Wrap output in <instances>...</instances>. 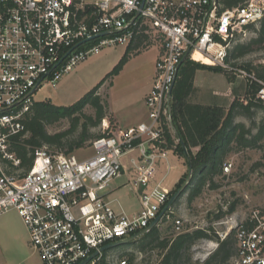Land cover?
<instances>
[{"label": "built area", "instance_id": "obj_1", "mask_svg": "<svg viewBox=\"0 0 264 264\" xmlns=\"http://www.w3.org/2000/svg\"><path fill=\"white\" fill-rule=\"evenodd\" d=\"M255 2L225 9L221 0H146L144 6L143 0H0V154L14 168L21 162L10 152L11 138L25 132L34 95L44 85L55 89L64 75L105 48L133 47L141 39L162 50L146 98L147 123L126 131L118 124L111 136L91 143L95 154L83 161L42 148L25 174H8L0 164V218L18 214L43 264H82L97 252L87 264L104 258L128 264L112 255L115 248L101 249L148 230L170 202L164 180L152 181L158 162L168 159L163 145L164 124L172 122L169 94L186 56L199 54L256 83V101L264 105V81L227 62L244 27L264 16L254 15ZM134 154L130 182L147 190L139 195L140 211L128 214L105 194ZM232 167L226 163L225 173ZM170 213L172 208L162 220ZM175 224L180 231L181 220ZM235 239L229 264H264V208L249 213Z\"/></svg>", "mask_w": 264, "mask_h": 264}, {"label": "trees", "instance_id": "obj_2", "mask_svg": "<svg viewBox=\"0 0 264 264\" xmlns=\"http://www.w3.org/2000/svg\"><path fill=\"white\" fill-rule=\"evenodd\" d=\"M221 1L225 9H235L245 7L250 0ZM244 30L251 31L255 34V37L247 43H237L229 52L228 64H232V61L240 60L251 53L264 51V16L258 22L245 26ZM142 42L140 39L135 46L128 47L125 57L110 73L109 77L118 75L121 72L132 52L140 53L137 50L141 49ZM232 66L236 69L245 70L257 79L264 81V64L253 66L249 63L237 67L238 65L234 63ZM205 70L219 72L226 77L228 82H232L229 74L224 69L209 64L201 55L196 54L193 58H187L181 66L170 102L172 122H165L164 124V140L166 143L163 147L173 150L181 157H185L182 145L178 142L179 136L185 143L191 157L194 171L190 184L184 192V194L188 193L190 203L202 194L207 185L216 188L214 179L223 175V166L230 153L246 148L258 149L264 138V124L254 134L250 127H247L244 123L236 122V117L239 114L251 118L254 110L264 109V105L256 101L259 86L256 83L250 84L247 79V103L235 99L228 108L226 105L216 103L202 104L197 101L200 88L196 85V74L198 71ZM105 82L106 80L70 107L54 105L50 100L36 102L25 120V132L11 138L10 141V152L16 155L21 165L19 168H14L11 161L3 159L0 154V164L4 171L8 174L21 170H24L23 174L29 172L33 166L36 153L46 145L55 147L57 151L54 153L56 154H74L76 149H82L90 139L95 140V138L102 137L97 138L88 135V132L91 127H99L104 119L112 125V127L108 126L109 124L107 125L106 130L109 133L104 136H111L113 131L118 128V121L113 114L106 115L105 106L98 94ZM87 107H92L96 111L95 117L85 114ZM61 120H68L71 124L70 129L53 135L49 134L46 127ZM172 124L177 133L175 136ZM80 127L82 131L79 137L76 140L71 139L77 134ZM66 147L67 150L64 152L63 150ZM195 149H198V151H195ZM234 212L235 207H231L226 215ZM218 218L221 219L222 217ZM235 234L236 230H233L225 239L221 240L212 229H197L192 232L179 233L171 238H163L159 227H155L140 239L116 248L135 246L140 252H143L147 247H155L162 251L159 264H229L236 253ZM200 240L214 241L218 244V247L204 262L194 263L192 249ZM126 255L129 256L128 261L130 263L134 262L135 255L133 253ZM101 264L109 263L104 258Z\"/></svg>", "mask_w": 264, "mask_h": 264}, {"label": "rangeland", "instance_id": "obj_3", "mask_svg": "<svg viewBox=\"0 0 264 264\" xmlns=\"http://www.w3.org/2000/svg\"><path fill=\"white\" fill-rule=\"evenodd\" d=\"M254 10L255 16L261 14V12L264 14V0H256ZM253 37H255V34L251 31L242 32L241 35L237 37L233 47L237 43H247ZM150 46L153 47L151 42L147 41L145 43V41H143L142 48L139 49L141 52L139 54L138 52H132L130 54V58L126 62V64H129L126 66L123 76L120 77H117L120 73L113 77H109V75L125 57L128 47L120 46L116 48H105L100 54L89 57L86 61L80 62L73 71L64 75L62 79L58 81L55 89L44 85L40 91L35 93L34 99L36 102L50 100L54 105L70 107L79 102L86 94L93 91L99 84L106 80L98 94L105 106L106 115L110 116L112 113H110L111 111L108 110V107H114V109L117 110V108H121L124 105L127 106L130 102L128 91L123 93L121 92V89L129 87L136 79H140L139 72L137 71L138 66L142 65V71L148 69L151 70V66L157 58V52L155 49L148 50ZM137 57L139 58L136 60L135 58ZM234 63L238 65L237 67L249 63L253 66H259L264 64V51L254 52L240 60L232 61L231 65ZM225 71L232 79V82L229 83L233 87V92L230 91L228 96H222L223 98H220V104L227 106L231 103V99L247 103L248 92L246 85L248 80L246 77L236 71ZM227 84L226 77L219 72H214L212 70L198 71L196 74V85L201 87L200 91L202 94H200L201 97L200 95L198 96L197 101L206 102L208 100L207 97L210 95L209 89L212 88L221 89L222 86L225 85V88H223L225 93H227ZM130 88L131 86L128 89ZM85 114L87 116L95 117L96 111L92 107H87L85 109ZM236 122L244 123L247 127L252 129L254 134H256L259 131L260 126L264 124V109L254 110V114L251 118L239 114L236 117ZM108 124L109 123L106 122V119H104L99 127L89 128L88 135L96 136L98 138L108 134L109 131L106 130ZM108 126L112 127L111 124ZM70 127L71 124L68 120H61L53 125H48L46 128L48 133L53 135L67 131ZM81 131L82 128L80 127L77 134L71 139L76 140ZM93 140L94 139H90L82 149L75 150L74 154L80 161L95 154V151L91 148V142ZM67 147L66 149L64 148V152H66ZM44 148L51 153L57 151L55 147L48 145ZM175 154L178 155V153ZM133 156H135V154L127 156L125 159V164L127 166L126 172L112 182L109 192L112 193L110 197L111 200L116 199L123 207L126 206L132 212H137L140 208V197L138 199L134 190H138L139 195H141V193L147 189H137L130 182L131 176L134 175V170L129 162V158ZM168 158L169 163L171 164L170 166L175 167L169 172L166 181V185L168 186H166V189L168 190L166 191L171 199L187 182L188 171L185 157L179 156L180 160L183 162L181 163V166L179 164L180 161L173 155L169 154ZM173 158L175 160H173ZM166 161H168V159L158 162V169L161 162ZM174 161L176 162L175 166ZM225 162L232 163L233 167L230 173L226 174L224 171L223 175L214 179L216 188L207 185L203 189L202 194L191 203L188 200V193L182 195L178 200V203L174 206L175 209L172 207L173 212L170 213L169 218H164L160 223L159 230L161 231V237L171 238L180 232H192L197 229H212L217 233L218 237L223 240L226 238L227 234H230L233 230L237 229L253 209L264 208V138L260 142V147L258 149L246 148L240 151H233L227 156ZM185 167L186 173L182 176L185 172ZM23 172L24 170H21L19 171V174H22ZM166 172L167 169L164 171V174ZM180 178L181 180H179ZM134 180L135 178L132 177V181ZM156 182L158 183V181ZM174 182H176V184L175 186H172ZM115 206H117V204H115ZM231 207H235V212L226 215ZM218 217L222 218L219 219ZM177 220H181L182 222V228L180 231L176 230L175 222ZM217 247L218 244L214 241L200 240L192 249L193 262H204L209 255L217 249ZM129 253L135 255L134 262L132 263L128 261L129 256L126 255ZM112 255L127 259L128 264H159L162 257V251L155 247H147L145 251L140 252L137 247L131 246L129 248H116L112 251ZM110 264L119 263L114 259L113 261L111 260Z\"/></svg>", "mask_w": 264, "mask_h": 264}, {"label": "crops", "instance_id": "obj_4", "mask_svg": "<svg viewBox=\"0 0 264 264\" xmlns=\"http://www.w3.org/2000/svg\"><path fill=\"white\" fill-rule=\"evenodd\" d=\"M151 45L153 47L150 46L151 48L149 47L148 50L155 49L157 52V58L155 59L154 64L151 66V70L148 69L142 71V65H139L137 71L139 72L140 79L139 80L136 79L135 82H133V84L130 85L131 86L130 89H128L130 86L121 89V92L123 93L128 91L130 102L127 104V106L124 105L121 108H117V110H115L114 107H108V110L111 111L110 113H112L117 118L119 124L118 130L120 131H126L130 128L137 127L140 124L148 122V108L146 105V98L152 89L154 78L156 77V63L162 51L160 45L155 43L154 45L153 43ZM138 58L139 57L135 59L137 60ZM128 64L124 65L120 74L117 77L123 76L126 70V66ZM223 87L225 88V85L222 86L221 89L219 88L209 89L210 95L209 97H207L208 100L206 102H201V103L202 104L216 103L219 105H223L220 104L221 103L220 98H223L222 96H228V93H230V91L233 92V87L229 82L226 85V87H228L226 89L227 93H225ZM199 88L201 89V87ZM200 94H202L201 91L199 95ZM234 100L231 99V103ZM231 103H229V105H227L226 107L228 108ZM172 128L174 130V133L177 134L175 128L174 127ZM195 151H198V149H195ZM169 154L173 155L176 159H178L180 161L179 164L181 166V163L183 162L180 160L179 156L176 155L173 150L168 151V157ZM173 160L175 159L173 158ZM175 163L176 162L174 161V166ZM170 165L171 164L169 163V158L168 161L161 162L157 174L155 176V179H153L152 181V186L155 185L156 181L159 182L162 180H164L163 183L165 184V186H167L166 181L169 176V172L173 168H175V167H171ZM162 169L164 171L167 169V172L164 174V171ZM185 173H186V167H185V172L182 174V176L185 175ZM181 178L179 180H181ZM175 184L176 182H174L172 186H175ZM134 193L137 195L139 199L138 191L134 190ZM111 194L112 193L109 192L108 189L105 194L106 199L110 202L114 201L113 206L117 211H120L122 209L128 214H137L140 211L141 204L137 212H132L126 206L123 207L122 204H120L119 201H117L116 199L111 200L110 199ZM115 204H117V206H115ZM0 264H43L41 257L30 247L28 231L23 221L15 211H10L0 218Z\"/></svg>", "mask_w": 264, "mask_h": 264}, {"label": "water", "instance_id": "obj_5", "mask_svg": "<svg viewBox=\"0 0 264 264\" xmlns=\"http://www.w3.org/2000/svg\"><path fill=\"white\" fill-rule=\"evenodd\" d=\"M146 0H143V6H144V3H145ZM142 6V8H143ZM187 60V56L184 58V60L182 61L181 65L179 66L178 68V73L180 72V69H181V66L183 65V63ZM175 84H176V81L175 83L172 85V89L170 91V98L172 99V95H173V90H174V87H175ZM172 127H174L172 125ZM178 140L179 142L181 143L182 145V148L184 150V154H185V160H186V164H187V168H188V179H187V182L173 195V197L170 199V202L169 204L166 206V208L161 212V214L159 215V217L152 223V225L150 226V228L146 231H144L143 233H140V234H137L125 241H121L117 244H113V245H109V246H106L104 248L101 249L102 252H105V251H108L110 249H113V248H116L118 246H121V245H125V244H128L130 242H133L137 239H139L140 237L148 234L151 230H153L155 227H158L159 224L161 223V220L162 218L164 217V215L172 208L175 206L176 202L180 199V197L184 194V192L186 191V189L188 188L189 184H190V180L192 178V175H193V166H192V161H191V157L188 153V150L186 148V145L185 143L182 141V139L178 136ZM229 234H227L228 236ZM98 256V252L95 253L88 261L82 263V264H87L89 263L91 260H93L95 257Z\"/></svg>", "mask_w": 264, "mask_h": 264}]
</instances>
